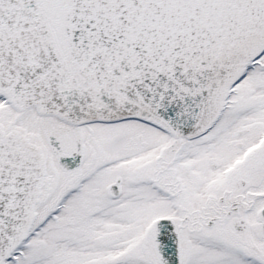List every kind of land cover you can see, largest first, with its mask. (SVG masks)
I'll return each instance as SVG.
<instances>
[{"label": "snow or ice", "instance_id": "1", "mask_svg": "<svg viewBox=\"0 0 264 264\" xmlns=\"http://www.w3.org/2000/svg\"><path fill=\"white\" fill-rule=\"evenodd\" d=\"M0 264H264V0H0Z\"/></svg>", "mask_w": 264, "mask_h": 264}]
</instances>
